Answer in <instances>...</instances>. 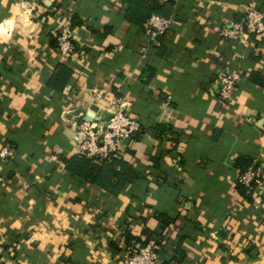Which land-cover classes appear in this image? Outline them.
Listing matches in <instances>:
<instances>
[{
  "label": "crops",
  "instance_id": "crops-1",
  "mask_svg": "<svg viewBox=\"0 0 264 264\" xmlns=\"http://www.w3.org/2000/svg\"><path fill=\"white\" fill-rule=\"evenodd\" d=\"M171 1V30L152 37L123 0H0V149L16 147L0 162L3 264H121L136 239L162 242V263L264 264V184L242 195L235 166L264 165V33L220 34L264 0ZM68 15L72 61L57 52ZM59 63L63 91L47 84ZM223 67L241 74L233 103L208 93ZM115 96L141 123L123 144L138 177L117 196L63 160L78 154L68 111L100 115Z\"/></svg>",
  "mask_w": 264,
  "mask_h": 264
},
{
  "label": "built area",
  "instance_id": "built-area-1",
  "mask_svg": "<svg viewBox=\"0 0 264 264\" xmlns=\"http://www.w3.org/2000/svg\"><path fill=\"white\" fill-rule=\"evenodd\" d=\"M174 19L159 13H153L144 25V30L149 36H157L171 30ZM79 27L75 25L72 16L62 18L57 33V52L63 60L77 58ZM248 32L254 34L264 33V13L251 7L245 18L232 21L223 25L220 30L224 40H237L243 38ZM241 74L227 67L217 74L208 87V93L221 102H235L239 89ZM6 95L0 90V106L5 101ZM131 103L126 97L115 96L105 107L100 115L95 114L91 120L82 119L85 113L69 110L71 117L69 123L74 129V141L78 154L88 158L105 157L114 155L125 157L124 141L141 130L140 121L131 114ZM73 114V115H72ZM88 116V115H87ZM90 117V116H89ZM16 154V147L6 144L0 149V162L5 163ZM238 183L247 189V192L256 191L264 184V165L254 164L238 176ZM0 264L3 259L0 254ZM63 264H72L65 261ZM121 264H162L155 244H141L133 241L127 246Z\"/></svg>",
  "mask_w": 264,
  "mask_h": 264
},
{
  "label": "trees",
  "instance_id": "trees-1",
  "mask_svg": "<svg viewBox=\"0 0 264 264\" xmlns=\"http://www.w3.org/2000/svg\"><path fill=\"white\" fill-rule=\"evenodd\" d=\"M123 2L127 5L125 8V18L131 23H135L140 26H144L153 13L168 16L169 9H171V6L173 5V1L171 0H163L161 3L158 0H123ZM72 73V67L66 63H59L52 75L48 78L47 84L56 90L63 91L64 87L71 78ZM252 78L255 81H260V83L264 85V79L260 78L258 75L256 76V74H254ZM63 160L67 169L74 176L81 177L85 181L101 187L115 196L119 195L123 191L124 186L127 183H132L138 177V173L134 165L125 160L122 156L118 157L109 155L105 157L98 156L88 158L86 156L76 154L70 158L65 157ZM250 163L251 161L249 158L245 156H240L235 160V166L241 171L246 170ZM237 187L238 191L247 197V189L239 183ZM160 217L162 218L161 221H163L162 224L167 226L170 221L169 216L167 217L161 215ZM148 240L149 239L142 243L146 244V241ZM154 240L157 243L156 249L161 257L160 248L162 247V242L158 239ZM134 241L139 242L141 240L136 239ZM179 260L181 259H178L177 257V262H179ZM162 264H169V262H163Z\"/></svg>",
  "mask_w": 264,
  "mask_h": 264
},
{
  "label": "water",
  "instance_id": "water-1",
  "mask_svg": "<svg viewBox=\"0 0 264 264\" xmlns=\"http://www.w3.org/2000/svg\"><path fill=\"white\" fill-rule=\"evenodd\" d=\"M93 115H95L94 112H89V114H88V116H87V119H88V120H91V117H92ZM89 116H90V117H89Z\"/></svg>",
  "mask_w": 264,
  "mask_h": 264
}]
</instances>
